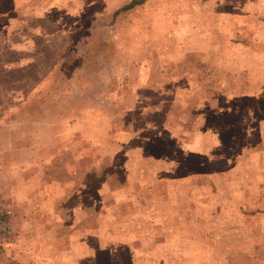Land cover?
I'll return each mask as SVG.
<instances>
[{"label": "rangeland", "instance_id": "374dc122", "mask_svg": "<svg viewBox=\"0 0 264 264\" xmlns=\"http://www.w3.org/2000/svg\"><path fill=\"white\" fill-rule=\"evenodd\" d=\"M130 1L0 0V264H264V0Z\"/></svg>", "mask_w": 264, "mask_h": 264}, {"label": "crops", "instance_id": "0c3cea01", "mask_svg": "<svg viewBox=\"0 0 264 264\" xmlns=\"http://www.w3.org/2000/svg\"><path fill=\"white\" fill-rule=\"evenodd\" d=\"M13 20L11 19H6V23L7 26H11L13 24ZM3 32V31H0ZM14 30L13 28L11 29H6L3 33H1L0 35V59L3 61V64H5V58L3 57H7L4 53L6 51H14V43L12 41V38L14 36L13 34ZM4 48V49H3ZM22 59V57H21ZM18 64V63H17ZM16 67H23L24 66V61L21 62V64L17 65ZM23 64V65H22ZM5 66L7 67V65L5 64ZM17 69V68H16ZM7 70H14L13 68L11 69H7ZM23 100V97L21 98V101ZM12 138V135L9 134L7 131H2L0 130V186L3 185L2 180H5V176H7L6 174V169H8V167H6V160L10 159V153L11 151H15L14 148H12V145L8 144V137ZM3 138H5L7 141L5 142V145L3 144ZM4 158V159H3ZM11 161V159H10ZM7 179V177H6ZM12 223V222H11ZM13 225V224H12ZM15 230V229H14Z\"/></svg>", "mask_w": 264, "mask_h": 264}, {"label": "built area", "instance_id": "2783aa9c", "mask_svg": "<svg viewBox=\"0 0 264 264\" xmlns=\"http://www.w3.org/2000/svg\"><path fill=\"white\" fill-rule=\"evenodd\" d=\"M11 230H12L11 210L6 209L4 211H0V233L9 234Z\"/></svg>", "mask_w": 264, "mask_h": 264}, {"label": "trees", "instance_id": "16d2710c", "mask_svg": "<svg viewBox=\"0 0 264 264\" xmlns=\"http://www.w3.org/2000/svg\"><path fill=\"white\" fill-rule=\"evenodd\" d=\"M145 1L146 0H131L130 2L124 4L122 7L117 9L114 12V15L116 16V15L120 14L121 12L130 10V9L134 8L135 6H138V5L142 4V3H144Z\"/></svg>", "mask_w": 264, "mask_h": 264}]
</instances>
